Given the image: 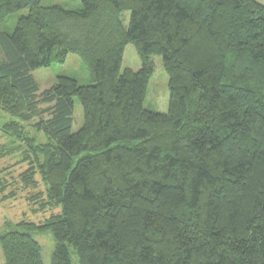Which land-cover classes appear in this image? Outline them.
Returning a JSON list of instances; mask_svg holds the SVG:
<instances>
[{
	"label": "trees",
	"instance_id": "obj_1",
	"mask_svg": "<svg viewBox=\"0 0 264 264\" xmlns=\"http://www.w3.org/2000/svg\"><path fill=\"white\" fill-rule=\"evenodd\" d=\"M74 1L82 9L0 0V111L14 120L0 159L19 153L29 167L0 178V195L37 190L39 176L34 213L60 210L0 235L5 264H44L46 233L51 264H264V6ZM128 45L139 71L122 70ZM70 54L90 84L61 76L42 91L34 72ZM154 57L169 77L167 114L145 107Z\"/></svg>",
	"mask_w": 264,
	"mask_h": 264
},
{
	"label": "rangeland",
	"instance_id": "obj_2",
	"mask_svg": "<svg viewBox=\"0 0 264 264\" xmlns=\"http://www.w3.org/2000/svg\"><path fill=\"white\" fill-rule=\"evenodd\" d=\"M264 6V0H255ZM42 6L52 7L61 6L67 10L82 9L81 2L74 0H42ZM28 10H24L19 13L10 22V26H14L19 17L26 16ZM131 14L125 13L123 20L128 25ZM153 62L155 64V74L152 78L148 96L146 99L145 107L151 111L167 114L169 112L170 105V91H169V77L165 72L162 57H154ZM141 68V60L138 56L136 48L133 45H128L125 50L124 59L122 63V70L132 69L139 71ZM61 76L75 77L81 85H89L90 77L89 72L84 66L83 62L76 55L70 54L64 65H54L51 68H42L34 72V77L39 83L42 91L50 89L56 83ZM74 127L73 131L77 132L84 124V113L80 103L76 100L75 112H74ZM14 121L10 116L3 114L0 111V147L6 144H10L9 139L3 135L1 128L4 124ZM31 135H34L29 126L26 127ZM28 131V132H29ZM20 145L19 142L14 143ZM28 164L22 162V155L15 153L11 157L0 159V171L7 170L0 178L7 179L10 183L18 181V176L24 173L28 169ZM38 181L37 190H24L21 184L16 183L9 187L8 191L4 195H0V235L14 231L15 225L22 221H30L34 223L44 222L52 214H58L60 210L47 211L45 213H34L33 210L37 209L36 206L28 201V198L36 193L45 192V186L41 182L39 176L36 177ZM14 192V193H13ZM15 194L14 198L2 199L9 194ZM36 239L42 247V257L44 264H51L53 253L55 251V239L50 233L37 234ZM6 260L2 247L0 245V264H5Z\"/></svg>",
	"mask_w": 264,
	"mask_h": 264
}]
</instances>
